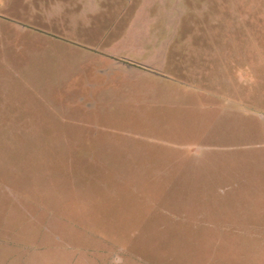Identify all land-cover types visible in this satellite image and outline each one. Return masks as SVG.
Masks as SVG:
<instances>
[{
    "label": "rangeland",
    "instance_id": "1",
    "mask_svg": "<svg viewBox=\"0 0 264 264\" xmlns=\"http://www.w3.org/2000/svg\"><path fill=\"white\" fill-rule=\"evenodd\" d=\"M60 1L0 0L20 19L0 22V230L44 207L63 238L34 256L0 242V264H264V0H192L176 23L183 0L156 1L148 20L129 17L143 0L119 18L126 0ZM42 14L59 35L30 25ZM168 43L238 47L245 59L223 69L244 105L184 88L172 100L135 71Z\"/></svg>",
    "mask_w": 264,
    "mask_h": 264
},
{
    "label": "crops",
    "instance_id": "2",
    "mask_svg": "<svg viewBox=\"0 0 264 264\" xmlns=\"http://www.w3.org/2000/svg\"><path fill=\"white\" fill-rule=\"evenodd\" d=\"M90 1L92 5L91 10L95 9L96 11L98 8V5H96V0ZM115 1L116 0H112L111 2H114L115 4ZM156 1L160 0H143L141 2V5L138 7V10L135 11L134 16L131 14V12L129 13V17L131 16L130 20L132 19V17L141 18L142 14L143 18L145 20H148L147 8H151L153 6L152 4H155ZM183 1L186 3L187 9L185 8L186 10L178 16V19H175V23L177 21H182L186 16H189L193 13V7H190V4H192V0ZM45 2L41 4L42 6L33 3L34 5L31 7V9L34 10L36 13L42 9L51 10L54 5L61 8L64 5L60 0H49L48 5H46ZM110 3L103 2L106 7L108 5L111 6ZM120 4L121 12L118 13L117 18L126 15L127 11L131 9L132 1L126 0L125 4ZM110 6L109 8H111ZM225 6L227 7H220L222 8V11L231 13V17H233L238 23H245V21L251 20L249 18L250 16L246 15V12L242 11V9H239L238 7L230 9L229 3L225 4ZM113 7V15L116 16V6L114 5ZM220 8L218 9V11L220 10ZM122 9H124L123 12ZM45 13H48L47 10L45 11ZM194 16L197 18L203 17L202 14H197ZM6 17L10 20H20L17 18V16H10V14L7 12H0V22H4ZM37 17L38 18H36L34 22L30 21V25L33 28L41 32H46L47 34H49L48 32H50V34L52 35H59L58 31L53 30L49 26L48 22L46 21V18H44L43 20V14L41 18H39V16ZM132 31L133 26H129V28L125 30V34H128V36H130ZM228 47L225 45H205L193 43L174 45L168 43L162 46L161 51L158 57L156 58V61L154 62V65H151V67L147 68L142 64H140V66H137L135 63L137 67L135 66L133 68H136L137 70L135 71L140 73H152L151 76L153 75L152 77L155 81L160 82L163 85L166 84L171 90L172 100L179 98L178 89L184 88L188 91L187 96H190V98L195 99L194 101H203V103L204 101H207L210 106H215L218 109L221 108L219 102L223 101L235 104H237V102L239 101V104L242 106V104L244 105L243 100L245 99V96L243 94V84L239 86L238 81L235 85L234 81L225 77L224 74L226 73L225 70H227V65H235L239 62V60L245 59V56L244 53L243 56L239 55L240 49L238 47L235 49ZM108 48L114 49L111 46H109ZM96 51L101 52L103 56H107L105 55L106 50L104 49L98 50L97 47ZM233 53H236V55H230ZM114 56L115 51L114 54L110 56V58H113ZM102 59L105 60V62H109V64H113L111 60L107 59L106 57H103ZM105 62L102 63V65H106ZM198 65H205L206 68L200 69L199 67H196ZM171 87L173 88V91ZM15 193L16 194H12L10 196L17 197L18 199L23 196L21 194H18L19 192ZM21 209L23 210L21 212L22 217L19 216V221L10 225L12 231L6 233L4 229L0 230V242L2 245H4L5 247L13 246L12 249L17 254L26 256H34L35 254L43 253V246H45L48 242H51V239L55 241L56 244H59L60 246L63 245V238H61L58 233H53L52 228L50 229L49 227H47V224L51 227L48 219L52 218L51 214H54V211L52 209L50 210L48 208L38 207V209L34 211L28 206H22ZM45 218H48V222L38 220ZM22 219L25 221H23ZM31 225H39L40 227H42L41 232L39 234L35 233V231L30 232L29 229L32 228ZM64 247L66 251H69V246L67 245V243H65Z\"/></svg>",
    "mask_w": 264,
    "mask_h": 264
}]
</instances>
